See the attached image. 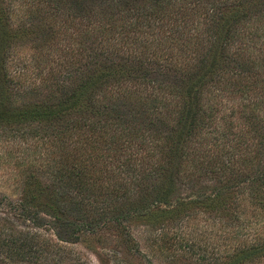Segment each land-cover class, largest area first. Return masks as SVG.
I'll use <instances>...</instances> for the list:
<instances>
[{
	"label": "trees",
	"instance_id": "1",
	"mask_svg": "<svg viewBox=\"0 0 264 264\" xmlns=\"http://www.w3.org/2000/svg\"><path fill=\"white\" fill-rule=\"evenodd\" d=\"M255 51L264 0H0V140L39 156L13 209L30 219L24 202L41 200L59 241L110 232L123 253L138 252L135 219L148 218L146 246L159 233L169 250L164 232L201 215L229 243L215 264H264ZM225 94L247 102L218 129ZM199 177L213 195L169 201L174 186H209ZM32 239L0 225V262L35 260Z\"/></svg>",
	"mask_w": 264,
	"mask_h": 264
},
{
	"label": "rangeland",
	"instance_id": "2",
	"mask_svg": "<svg viewBox=\"0 0 264 264\" xmlns=\"http://www.w3.org/2000/svg\"><path fill=\"white\" fill-rule=\"evenodd\" d=\"M256 44L261 46V41L258 40ZM255 53L260 54L257 56L260 61L255 65V70H258L262 67L261 57L264 58V51H255ZM261 88L258 85L257 92L260 93ZM246 102L247 100L241 97L225 94L215 123L220 127L216 128H225V124L229 122L230 125H235L236 121H243L242 118H239V113H241L242 104ZM257 113L260 117H264V109H258ZM28 145L33 146L31 141L23 143L13 140L6 142L0 140V225L11 228L15 233L18 231L26 233V236L33 238L32 243L38 250L34 255L35 260L7 259L6 262H0V264H114L110 256L120 258L121 264H215L213 259H217V253H221V243L217 239L219 234L214 233V228L211 230V227L206 226L207 222L201 215L195 219L184 220L180 225L174 224L169 231L164 232V236L169 238L168 242L173 238L172 241L175 244L169 247V250L165 249L164 246L160 249L154 247L153 243L161 242L162 237L159 233H153L152 236L156 240L153 243L150 242L151 246H146L143 239H140L142 237L138 235L148 226V218L135 219L130 226L134 230V234H138L135 235L139 247L137 253H123L120 244L110 232H102V234L94 237L84 233L77 240L64 238V241H59L57 236H60L62 230L57 221L40 212L42 210L40 208L41 200L35 203L24 202L30 217V219H24L18 210L13 209L12 205L21 199V174L26 170L25 162L27 159L37 160L39 158L37 155H31V151L26 150L25 147ZM23 150L25 153L22 152ZM24 154L30 155L29 157L22 156ZM186 169L190 171L189 168ZM204 179L203 177L198 178L199 181H202V185L207 184L209 186H174L175 190L174 193L170 194L169 201L173 203L175 199H187L188 196L198 193L213 195L211 193L213 186H210L211 183ZM103 187L111 189L114 186ZM34 213L36 216L33 215ZM66 221L71 223L75 220L72 217L67 218ZM76 222L79 221L76 220ZM177 245L180 246V250L177 249L171 253ZM221 246L222 248L225 246L227 250L230 248L227 247L229 243L226 241L225 245L221 244Z\"/></svg>",
	"mask_w": 264,
	"mask_h": 264
}]
</instances>
